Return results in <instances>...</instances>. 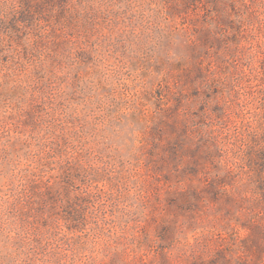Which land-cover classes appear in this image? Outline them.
Wrapping results in <instances>:
<instances>
[{"label":"rangeland","instance_id":"1","mask_svg":"<svg viewBox=\"0 0 264 264\" xmlns=\"http://www.w3.org/2000/svg\"><path fill=\"white\" fill-rule=\"evenodd\" d=\"M0 264H264V0H0Z\"/></svg>","mask_w":264,"mask_h":264}]
</instances>
